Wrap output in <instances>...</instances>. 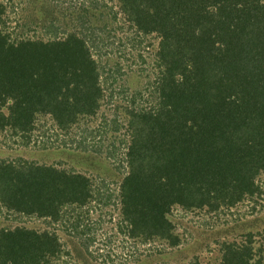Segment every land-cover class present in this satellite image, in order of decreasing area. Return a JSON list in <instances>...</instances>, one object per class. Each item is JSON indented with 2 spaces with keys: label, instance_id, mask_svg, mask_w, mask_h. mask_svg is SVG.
I'll use <instances>...</instances> for the list:
<instances>
[{
  "label": "trees",
  "instance_id": "1",
  "mask_svg": "<svg viewBox=\"0 0 264 264\" xmlns=\"http://www.w3.org/2000/svg\"><path fill=\"white\" fill-rule=\"evenodd\" d=\"M5 6L0 0V133L36 136L45 149L71 144L116 162L121 159L116 143L126 144L128 170L119 189L106 180L96 189L90 177L75 170L0 158V214L7 209L49 224L1 229L0 264H48L60 257L61 237L49 228L84 220L83 209L73 216L66 209L94 201V190L104 186L103 194L119 197L133 236L145 234L173 246L180 242L169 218L174 206L212 211L259 193L264 0H121L130 21L161 39L155 93L140 90L122 107L129 117V144L126 138L119 141L120 105L113 109L115 117L106 112L109 101L83 38L12 42ZM144 93V105L134 106ZM88 117L92 121L85 123ZM73 133L82 138L70 137ZM123 167L118 165L119 173ZM75 222L65 228L74 232ZM225 245L222 264H253L254 247Z\"/></svg>",
  "mask_w": 264,
  "mask_h": 264
},
{
  "label": "rangeland",
  "instance_id": "2",
  "mask_svg": "<svg viewBox=\"0 0 264 264\" xmlns=\"http://www.w3.org/2000/svg\"><path fill=\"white\" fill-rule=\"evenodd\" d=\"M1 1L6 5V31L11 34L12 42L49 43L66 40L74 34L83 38L99 69L103 99L109 101H106V112L113 111L115 117L113 109L120 105L117 118L120 117L122 124L119 133L122 138L119 141L126 138L129 144L126 136L129 117L122 107L133 101L140 90L155 93L162 70L158 60L159 35L143 33L123 13L121 0ZM144 99L145 93L141 101L137 100L133 105H144ZM101 117L97 115L95 119ZM91 121L89 117L85 118V123ZM50 124L47 122L43 129ZM30 136L15 135L11 131L0 133V158H23L41 165L56 164L62 170H75L90 177L92 187L96 189L104 182L102 180L119 189L128 170L124 155L126 144L116 143L121 158L116 162L106 156L74 149L71 144L60 149H45L42 140ZM27 137L31 140L29 145H25L29 141ZM62 137L66 139L64 134ZM70 137L80 140L82 135L73 133ZM120 163H124L121 173L118 172ZM257 183L259 193L234 206H222L212 211L207 207L186 210L174 206L169 218L176 235H180L176 246L165 240L148 238L145 234L133 236L132 225L122 214L119 197L103 194L104 186L101 192L94 190V201L83 207L74 205L66 209L72 216L83 209L84 220L73 218L49 228V231L59 233L63 249L60 257L51 258L48 264H222L224 246L230 243L254 247L253 264H264V172L257 178ZM45 221L4 209L0 214V230L17 226L45 229L49 225ZM73 221L78 222V227L70 232L65 224H73Z\"/></svg>",
  "mask_w": 264,
  "mask_h": 264
}]
</instances>
